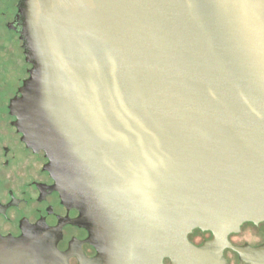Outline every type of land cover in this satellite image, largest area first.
I'll use <instances>...</instances> for the list:
<instances>
[{
	"label": "water",
	"instance_id": "1",
	"mask_svg": "<svg viewBox=\"0 0 264 264\" xmlns=\"http://www.w3.org/2000/svg\"><path fill=\"white\" fill-rule=\"evenodd\" d=\"M36 4L42 68L10 110L81 187L106 264L190 261L192 229L264 222V0L44 2L112 54L77 63L51 48Z\"/></svg>",
	"mask_w": 264,
	"mask_h": 264
},
{
	"label": "flooded vegetation",
	"instance_id": "2",
	"mask_svg": "<svg viewBox=\"0 0 264 264\" xmlns=\"http://www.w3.org/2000/svg\"><path fill=\"white\" fill-rule=\"evenodd\" d=\"M44 2L64 12L62 0H37L36 14L43 35L63 60L77 63L111 57L110 49L94 36L53 23L42 12ZM34 28L27 0H0V52H14L16 47L23 63L15 83L0 68V88L12 92L0 133L9 126L27 153L38 160L19 168L7 164L2 158L10 149L0 140V257L5 258L4 264H106L104 240L81 187L47 151L26 145L10 110L11 102L22 96L28 80L42 68ZM187 240L198 249L192 260L178 263L166 257L162 264H264L263 221L244 222L226 235L194 228Z\"/></svg>",
	"mask_w": 264,
	"mask_h": 264
},
{
	"label": "rangeland",
	"instance_id": "3",
	"mask_svg": "<svg viewBox=\"0 0 264 264\" xmlns=\"http://www.w3.org/2000/svg\"><path fill=\"white\" fill-rule=\"evenodd\" d=\"M14 50L17 51H3V55H1L2 53L0 52V68L4 69V72H6L7 75L9 74L13 83H15L17 77L20 76L23 68L22 58L21 56H18V49L15 47ZM11 94L12 92L10 88H0V122H5V119L7 118L5 106ZM0 140H2L4 145L8 146L10 149L8 156L2 158L7 164L19 168L23 165L30 164L33 161L37 162L36 158L29 155L18 139H16L15 133L12 132L9 126L0 133Z\"/></svg>",
	"mask_w": 264,
	"mask_h": 264
}]
</instances>
